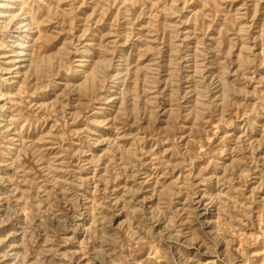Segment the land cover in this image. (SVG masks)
Segmentation results:
<instances>
[{
	"label": "rangeland",
	"instance_id": "374dc122",
	"mask_svg": "<svg viewBox=\"0 0 264 264\" xmlns=\"http://www.w3.org/2000/svg\"><path fill=\"white\" fill-rule=\"evenodd\" d=\"M0 264H264V0H0Z\"/></svg>",
	"mask_w": 264,
	"mask_h": 264
}]
</instances>
